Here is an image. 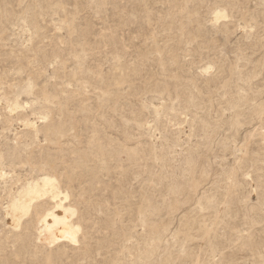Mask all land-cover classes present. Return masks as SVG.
I'll use <instances>...</instances> for the list:
<instances>
[{
    "label": "rangeland",
    "instance_id": "obj_1",
    "mask_svg": "<svg viewBox=\"0 0 264 264\" xmlns=\"http://www.w3.org/2000/svg\"><path fill=\"white\" fill-rule=\"evenodd\" d=\"M0 164V264H264V0H0Z\"/></svg>",
    "mask_w": 264,
    "mask_h": 264
},
{
    "label": "bare ground",
    "instance_id": "obj_2",
    "mask_svg": "<svg viewBox=\"0 0 264 264\" xmlns=\"http://www.w3.org/2000/svg\"><path fill=\"white\" fill-rule=\"evenodd\" d=\"M224 15L217 11L214 16L215 21ZM16 107H18L17 102L11 103L9 110L12 111ZM4 175H6L5 170L1 167L0 177ZM61 193L59 182L54 175L42 173L39 177L24 180L19 188L17 187L16 192L9 197L10 200L5 207L8 223L18 227L22 217L29 213L32 205L40 198L48 196L53 204L37 218L36 239L46 246H52L60 241L77 242L81 228L74 221L76 208L65 203L68 198L67 192L64 193L63 199L60 198Z\"/></svg>",
    "mask_w": 264,
    "mask_h": 264
}]
</instances>
